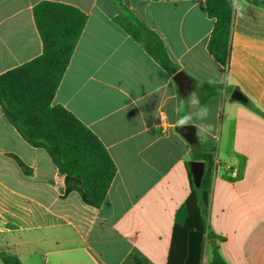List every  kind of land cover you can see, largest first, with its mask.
Masks as SVG:
<instances>
[{"label":"crops","instance_id":"crops-1","mask_svg":"<svg viewBox=\"0 0 264 264\" xmlns=\"http://www.w3.org/2000/svg\"><path fill=\"white\" fill-rule=\"evenodd\" d=\"M41 1L0 0V74L42 54L33 16ZM48 1L88 15L53 102L98 137L117 172L98 208L76 192L62 198L63 178L46 151L27 143L0 106V133L13 144L0 150L1 260L15 255L22 264H123L136 252L148 261L142 264H167L197 147L214 152L209 223L223 257L228 264H264V1L244 0L242 15L234 11L227 67L208 52L214 19L206 0ZM125 8L161 37L176 73L118 24ZM181 71L194 82L188 94L175 78ZM223 75L230 79L216 84L219 93L200 103L212 108L205 123L214 125V134L206 128L204 140L195 128V140L188 141L176 127L178 116L195 111L187 101L192 92L200 101L198 82ZM234 89L247 103L230 100ZM182 100L184 111L177 113ZM15 204L23 216L14 220ZM211 254L208 245L203 264Z\"/></svg>","mask_w":264,"mask_h":264},{"label":"trees","instance_id":"trees-1","mask_svg":"<svg viewBox=\"0 0 264 264\" xmlns=\"http://www.w3.org/2000/svg\"><path fill=\"white\" fill-rule=\"evenodd\" d=\"M263 1L252 0L256 5ZM205 7L208 16L214 19L208 52L227 67L234 10L229 0H206ZM124 11L116 18L118 24L134 40L142 43L162 68L176 73L177 65L169 57L157 32L129 9ZM33 16L43 52L0 74V106L5 118L27 143L46 151L63 178L61 197L76 192L85 204L98 208L106 198L117 167L98 137L69 110L53 102L88 15L74 5L44 0L34 6ZM219 89V85L198 82L200 103L217 95ZM247 106L254 112H260L250 102ZM194 150L195 159L204 162V175L201 186L197 188L188 166L191 192L176 211L167 264H203L208 245L212 247L208 264H228L209 223L214 152L197 147ZM8 156L26 168L18 156L11 153ZM3 261L5 264H22L15 255H3ZM143 262L148 261L133 252L123 264Z\"/></svg>","mask_w":264,"mask_h":264},{"label":"clouds","instance_id":"clouds-1","mask_svg":"<svg viewBox=\"0 0 264 264\" xmlns=\"http://www.w3.org/2000/svg\"><path fill=\"white\" fill-rule=\"evenodd\" d=\"M230 7L237 13H243L244 9V0H229ZM230 79L228 75L220 76L219 79L209 78L207 83L209 85H215L218 82L224 83L226 80ZM195 111L185 112L183 115L178 116L176 120V127H184L188 125H194L197 129L196 135L199 138L207 140L208 137L204 136V130L207 128L211 130L212 135L214 134L215 128L212 123H205L209 120V117L212 116V108L209 104H200L199 98L197 97L195 92H192L187 101ZM184 101L182 100L180 105L175 108L177 113L184 111ZM198 122V123H197ZM211 135V136H212Z\"/></svg>","mask_w":264,"mask_h":264},{"label":"water","instance_id":"water-1","mask_svg":"<svg viewBox=\"0 0 264 264\" xmlns=\"http://www.w3.org/2000/svg\"><path fill=\"white\" fill-rule=\"evenodd\" d=\"M175 78L178 81L180 90L183 93L188 94L193 90L194 82L186 73L182 71L178 72ZM230 100L247 103L246 96H244V94H242L238 89H234L232 91L230 94ZM178 129L188 141L193 142L195 140V127L193 125L179 127ZM188 166L193 177V182L195 186L199 188L204 175V162L200 160H192L188 163Z\"/></svg>","mask_w":264,"mask_h":264},{"label":"rangeland","instance_id":"rangeland-1","mask_svg":"<svg viewBox=\"0 0 264 264\" xmlns=\"http://www.w3.org/2000/svg\"><path fill=\"white\" fill-rule=\"evenodd\" d=\"M9 146L12 147L13 144L11 142H9L8 135L6 133H0V150H6V149L8 150ZM214 171H215V168H214ZM0 178H3V176L1 174H0ZM17 187H18V189L22 190V184L21 183ZM13 212L14 213H13L12 217L14 218V220L19 219L23 216L22 209L19 208L17 204L14 205V211ZM0 214H2V213L0 212ZM14 214L18 217L14 216ZM2 262L4 263L3 258H2V260L0 258V264H2Z\"/></svg>","mask_w":264,"mask_h":264}]
</instances>
